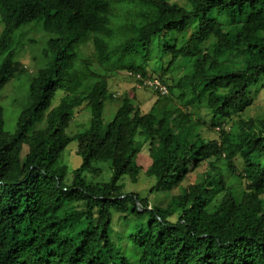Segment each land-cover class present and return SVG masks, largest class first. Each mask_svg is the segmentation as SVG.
<instances>
[{
	"label": "trees",
	"instance_id": "trees-1",
	"mask_svg": "<svg viewBox=\"0 0 264 264\" xmlns=\"http://www.w3.org/2000/svg\"><path fill=\"white\" fill-rule=\"evenodd\" d=\"M3 13L0 264H264V117L245 115L264 89V0H20ZM154 45L184 74L166 63L169 91L145 86L158 96L145 111L134 85L105 125L112 59L154 76ZM32 69L8 131L2 90ZM142 172L146 194L127 191Z\"/></svg>",
	"mask_w": 264,
	"mask_h": 264
},
{
	"label": "rangeland",
	"instance_id": "rangeland-1",
	"mask_svg": "<svg viewBox=\"0 0 264 264\" xmlns=\"http://www.w3.org/2000/svg\"><path fill=\"white\" fill-rule=\"evenodd\" d=\"M172 1H179L183 2L184 0H172ZM2 26L0 25V32H1ZM88 52L93 51L92 48L87 49ZM23 59L31 65V54L25 53L23 56ZM149 66H148V72L151 75L154 76H161L162 69L166 68V63L171 64V70L170 72L174 73L175 77L182 76L183 69L178 70L176 67L178 66L177 62L170 63L172 61V55L169 54L165 58H160V49L158 46H153V53L150 56ZM184 60L180 59L179 63ZM117 59H113L112 65H110V68L108 69V75H109V89L111 93H115V98H107L105 109H104V124L107 125L116 115V112L120 106L121 98H118L119 96H123L127 92L133 91L134 81L130 79L127 76V69H119L116 75H112V72L117 71L116 64ZM96 69H99L103 71L104 69L98 64L95 63ZM126 68H128V62L125 65ZM176 68V69H175ZM35 72L33 69L30 70L28 73H26L21 78H12L8 81L5 88L2 90V103L5 107V128L8 131H13L16 127L17 119L19 117V112L22 108V103H24L26 96L28 94V89L30 85V78H31V72ZM32 72V73H33ZM107 72V71H105ZM170 72L164 71L165 76L170 75ZM164 76V75H163ZM164 76V77H165ZM169 84V82H168ZM258 85H255L252 87L251 92L256 93L259 89L256 90V87ZM137 88V87H136ZM114 91V92H113ZM119 94V95H118ZM137 94V102L140 103L141 107L147 111L151 107L152 103L157 99V94L149 89V88H138L136 89ZM83 111V110H82ZM81 114V113H80ZM255 114L254 116H262L264 117V89H260L259 93L256 95V101L252 106H250L247 109V112L245 113L246 116ZM82 117V116H81ZM90 117V115H89ZM89 123V119H88ZM206 133V132H205ZM216 133L210 131L207 132V136L212 137L215 136ZM78 148V142L76 139L72 140V142L68 145L66 150L63 153L64 161L67 162L70 166V170L72 171L74 168L79 166L83 158L81 155L77 152ZM143 162L145 166H148L150 163L149 157H144ZM105 165H109L110 170L107 166H105V170L103 173H100L98 176L95 177L96 180L104 181L109 179L110 174L112 173L110 162L104 163ZM145 171V170H144ZM124 181L126 182L125 189L127 191H139L142 194H146L147 190L152 184V180L145 175V172H142V175L140 176L139 180L137 182H134L131 177L127 176L125 177ZM158 201L161 199L157 196L156 198ZM120 226L117 223L116 229H119Z\"/></svg>",
	"mask_w": 264,
	"mask_h": 264
},
{
	"label": "clouds",
	"instance_id": "clouds-1",
	"mask_svg": "<svg viewBox=\"0 0 264 264\" xmlns=\"http://www.w3.org/2000/svg\"><path fill=\"white\" fill-rule=\"evenodd\" d=\"M19 1L20 0H0V19H1V16H4V13H3V9L4 8H7V9L10 10V8L13 5H15L16 3H18ZM0 25L2 26L1 23H0ZM2 29H3V26H2ZM39 33L40 34L41 33H44L46 35V31L43 30V29H41ZM113 59H115V58H113ZM116 59L117 60H120L119 58H116ZM117 69L118 70L115 71L116 73L119 71V69H127V76L134 81V85H137L138 88H144L146 86V85H142L143 82L146 79H152V80L153 79H160L162 82H164L168 86V84L164 80H162L159 76H143L141 72H138V71H136L134 69L126 68L125 66H123V67H117ZM150 88H152V87H150ZM168 88H169V86H168Z\"/></svg>",
	"mask_w": 264,
	"mask_h": 264
},
{
	"label": "built area",
	"instance_id": "built-area-1",
	"mask_svg": "<svg viewBox=\"0 0 264 264\" xmlns=\"http://www.w3.org/2000/svg\"><path fill=\"white\" fill-rule=\"evenodd\" d=\"M142 85H149L150 87L154 89H160L162 93H166L169 91L168 86L162 82L160 79H146Z\"/></svg>",
	"mask_w": 264,
	"mask_h": 264
}]
</instances>
